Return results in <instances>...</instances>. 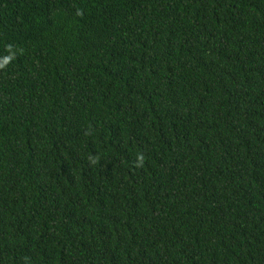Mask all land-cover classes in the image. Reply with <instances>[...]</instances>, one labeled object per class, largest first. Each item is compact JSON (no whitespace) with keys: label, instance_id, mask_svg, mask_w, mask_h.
<instances>
[{"label":"trees","instance_id":"1","mask_svg":"<svg viewBox=\"0 0 264 264\" xmlns=\"http://www.w3.org/2000/svg\"><path fill=\"white\" fill-rule=\"evenodd\" d=\"M0 264H264V0H0Z\"/></svg>","mask_w":264,"mask_h":264}]
</instances>
